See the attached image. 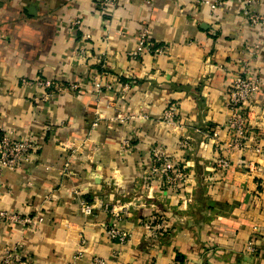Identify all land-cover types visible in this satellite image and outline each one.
<instances>
[{
    "label": "crops",
    "instance_id": "0c3cea01",
    "mask_svg": "<svg viewBox=\"0 0 264 264\" xmlns=\"http://www.w3.org/2000/svg\"><path fill=\"white\" fill-rule=\"evenodd\" d=\"M256 1L251 9L264 16V0ZM95 3L0 0V129L37 146L26 171L3 177L0 211L42 219L0 222V255L21 243L32 264H71L80 249L74 264L95 256L106 264H264V157L237 151L227 171L215 165L216 141L230 140L221 128L229 78L246 61L261 82L250 135L264 138V31L247 23L241 0L217 11L190 0H119L104 13ZM70 19L82 29L70 32ZM143 27L164 55L130 57ZM96 74L113 89L98 96ZM35 77L80 87L33 102L36 91L19 82ZM172 104L174 129L163 122ZM152 147L185 168L176 192L148 179ZM108 204L123 211L120 226L131 236L124 245L102 228L113 221ZM157 211L166 229L147 239L142 223Z\"/></svg>",
    "mask_w": 264,
    "mask_h": 264
},
{
    "label": "built area",
    "instance_id": "2783aa9c",
    "mask_svg": "<svg viewBox=\"0 0 264 264\" xmlns=\"http://www.w3.org/2000/svg\"><path fill=\"white\" fill-rule=\"evenodd\" d=\"M127 1V0H125ZM231 0H190L194 6L209 7L212 11H217L224 7L225 3ZM243 4V16L250 26L258 27L264 31V16L253 12L251 6L256 0H241ZM119 0H96V7L104 13L112 11L118 4ZM148 3V2H147ZM67 27L70 32L80 31L82 29L81 22L76 20H68ZM84 38L88 39L87 35ZM260 46H254L252 50H248L249 56L254 58L258 53ZM83 55L84 52L80 51ZM165 54L163 47L156 46L150 39V32L147 27L141 28L137 33L135 48L130 52V57L137 60L146 55L162 56ZM225 70V69H224ZM102 75L96 74L92 77V90L99 95L104 91L113 89L110 83H107ZM19 85L22 89H33L36 94L32 97L33 102L50 104L58 94L75 93L79 89V83L62 84L55 80L43 79L35 77L34 79H21ZM261 82L258 75L251 70L249 62H243L237 65L233 73L230 75L227 95L225 100V108L228 111V117L221 126L223 130L229 133L230 140L227 144H219L216 141L217 157L215 165L218 170L227 171L232 161L230 155L233 152L250 151L255 157H264V138H253L250 135V112L255 97L260 92ZM129 85L123 84L121 89L128 91ZM177 105H170L163 114V122L170 127L175 128ZM124 119H120L123 121ZM97 127V123L93 124V128ZM51 127H46V132L51 131ZM217 135V134H216ZM186 138L180 142L183 147L187 146ZM121 150L128 152L130 143L128 140H122ZM37 146L32 140L18 137L12 129H0V192L3 189V177L7 174H21L26 171L35 157ZM148 159L150 166L147 170L149 180H158L166 191L176 192L179 186L185 181V168L179 167L173 163L162 148L152 147L148 151ZM83 203V202H82ZM82 212L85 216L92 215V207L83 204ZM110 210L113 221L109 225H103L104 233L107 237L124 245L130 240V233L120 226L123 211H117L111 205H107L105 210ZM0 222L12 225L32 226L40 224L42 219H32L28 216H21L15 212L0 211ZM143 234L145 238H155L160 236L166 229L164 222L160 218L159 212L150 214L142 223ZM84 243L82 242V245ZM251 251L252 249L249 248ZM83 251L80 249L73 257L71 264L80 261ZM0 264H32L31 258L21 246V243L14 245H3L1 247ZM90 264H106L105 259L95 256L91 259Z\"/></svg>",
    "mask_w": 264,
    "mask_h": 264
},
{
    "label": "rangeland",
    "instance_id": "374dc122",
    "mask_svg": "<svg viewBox=\"0 0 264 264\" xmlns=\"http://www.w3.org/2000/svg\"><path fill=\"white\" fill-rule=\"evenodd\" d=\"M157 213H158V211H157ZM159 214H160V212H159ZM149 216V215H148ZM162 213L160 214V218L162 219ZM163 221V220H162ZM164 222V221H163ZM164 225H165V227H166V224L164 223Z\"/></svg>",
    "mask_w": 264,
    "mask_h": 264
}]
</instances>
